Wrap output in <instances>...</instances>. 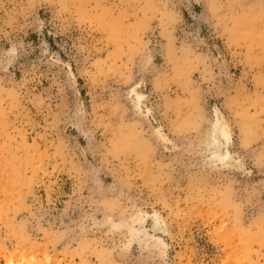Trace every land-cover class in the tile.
I'll return each mask as SVG.
<instances>
[{
  "label": "rangeland",
  "instance_id": "1",
  "mask_svg": "<svg viewBox=\"0 0 264 264\" xmlns=\"http://www.w3.org/2000/svg\"><path fill=\"white\" fill-rule=\"evenodd\" d=\"M0 264H264V0H0Z\"/></svg>",
  "mask_w": 264,
  "mask_h": 264
},
{
  "label": "bare ground",
  "instance_id": "2",
  "mask_svg": "<svg viewBox=\"0 0 264 264\" xmlns=\"http://www.w3.org/2000/svg\"><path fill=\"white\" fill-rule=\"evenodd\" d=\"M223 129V130H222ZM222 129H220L219 131H222L223 132V135H225L226 136V132L224 131L225 129H224V127H222ZM158 225V224H157Z\"/></svg>",
  "mask_w": 264,
  "mask_h": 264
}]
</instances>
